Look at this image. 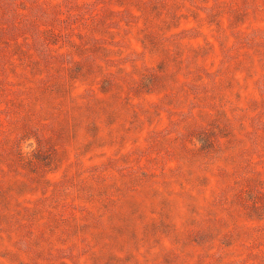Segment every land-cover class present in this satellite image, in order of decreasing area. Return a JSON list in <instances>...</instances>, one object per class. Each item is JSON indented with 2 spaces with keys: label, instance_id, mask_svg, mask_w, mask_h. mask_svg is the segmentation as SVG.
Segmentation results:
<instances>
[{
  "label": "rangeland",
  "instance_id": "rangeland-1",
  "mask_svg": "<svg viewBox=\"0 0 264 264\" xmlns=\"http://www.w3.org/2000/svg\"><path fill=\"white\" fill-rule=\"evenodd\" d=\"M0 264H264V0H0Z\"/></svg>",
  "mask_w": 264,
  "mask_h": 264
}]
</instances>
